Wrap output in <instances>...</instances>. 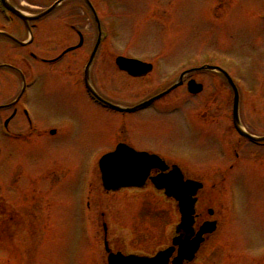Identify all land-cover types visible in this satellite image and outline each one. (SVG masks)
<instances>
[{"label":"rangeland","instance_id":"obj_1","mask_svg":"<svg viewBox=\"0 0 264 264\" xmlns=\"http://www.w3.org/2000/svg\"><path fill=\"white\" fill-rule=\"evenodd\" d=\"M11 1L20 10L34 13L57 0ZM90 1L101 29L107 32L103 46L109 49L112 61L118 56L134 57L154 62L157 69L150 80L138 83L113 71L107 78L96 74L95 85L102 92L121 101H135L148 93L147 82L149 87L161 86L169 76L173 78L190 65L211 63L238 80L244 121L252 123L261 117L260 130L264 133V0ZM87 16L91 17L90 13L76 1L63 6L43 24H30L35 39L31 48L42 58L62 53L76 40L72 27L82 32L97 30ZM0 25H4L1 16ZM18 37L23 41L29 32L24 28ZM87 41L86 46L92 47L90 35ZM22 56L24 51L15 45L5 43L0 47L3 63H22ZM43 68L33 67L36 78L24 99L38 127V134L28 143L33 148L44 143L39 135L42 125V130L60 127L61 134L52 141L45 138L58 148L57 155L46 152V159L39 160L24 153L15 162L8 161L11 144L3 135L6 101L1 98L7 92H19L22 81L16 75L12 78L0 73V264H15L10 262L19 259L24 260L20 264H107L105 236L125 253L155 255L168 246L177 225L173 203L149 187L105 193L97 164L93 163L98 154L112 150L114 138L124 129L134 137L138 149L151 148L168 157L183 158L187 163L183 169L189 174L222 173L217 167L232 162L231 145L222 138L225 124L207 125V129L198 124L193 128L179 121L178 113L190 117L200 110H216L217 115L224 116L229 111V97L223 80H215L223 90L218 98L213 96L205 102L206 96L194 100L178 92L175 96L179 98L164 102L158 112L126 118L109 115L81 89L71 92V83L66 82L71 76H66L64 64L53 71L63 72L56 77L44 76ZM66 94H73L74 100ZM68 127L75 131H66ZM179 142L184 145L174 147ZM257 153L244 148V156L235 162L237 166L226 183L213 191V184L206 183L210 191L204 193L203 206L216 199L221 226L200 252L202 259L194 264H264V150ZM88 158L94 161L86 165ZM24 175H38L40 181H29ZM89 180L94 182L92 189L88 183L86 187L91 196L87 200L93 229L86 231L83 224L87 212L81 191ZM43 197L46 199L42 201ZM9 205L20 213L21 205L32 207L38 221L23 213L26 224L19 219L13 234L14 228L6 222L9 216L2 215ZM29 229L39 230L38 235L31 236Z\"/></svg>","mask_w":264,"mask_h":264},{"label":"flooded vegetation","instance_id":"obj_2","mask_svg":"<svg viewBox=\"0 0 264 264\" xmlns=\"http://www.w3.org/2000/svg\"><path fill=\"white\" fill-rule=\"evenodd\" d=\"M80 5L82 8L86 10V6L83 3ZM82 15L83 14H81V17ZM87 17H88V21H90L91 17L90 16H87ZM40 24H43V22H41ZM34 27L36 28V25ZM24 28H26L28 31V26L25 25L21 20L17 19L16 27L15 29L11 30L12 32L10 31L8 33H5L1 31L2 32L1 34L3 35H0V47H2L3 44L5 43L7 44L9 43V44L15 45L18 49H22V51H24L25 53V56H22L23 57L22 63H19V64L13 65V64L3 63L0 61L1 63L0 73H8L12 78L15 77L16 75L22 81V84H21L22 88L19 92L17 93L7 92V94L4 95L3 99L0 96L1 100L6 101L5 102L6 112L4 111L6 113V117L3 118L2 120H5L4 122L7 124L5 128L7 130L8 139L11 144L9 158H8L9 162H15L16 158H18L19 156H23L24 153H27L29 157L33 156L35 160H39L40 158L46 159V152H49V153L51 152L55 154V156L57 155L58 148L56 146H51L49 142L57 139L58 136L61 134V131L58 130L60 127L56 129L51 128V129L42 130L43 128V125H42V128L39 129L40 130L39 135L42 139H44V143L42 144L40 143V146L37 145L36 148L31 147L28 143L34 136L38 134V127L35 124L30 111L26 109L27 107H24V104L26 103L24 99L29 96L30 91L32 89L31 82H33V80L36 78L35 72L33 70V67L36 65L44 66V68L42 69V73L44 76L56 77L59 74L63 75V72L61 71L59 74H57V73H54L53 71L56 70L62 64H64L66 67L65 68L66 76L68 77L71 76V81L66 80V82L71 83V87H72L71 92L81 89L84 91V93L87 94V97H90L94 103H97V105L99 107H102L105 110V112L108 113L109 115L116 114V115H120L126 118L131 117V116H142L143 114H146L148 112L150 113L151 111L158 112L157 108H159L164 102L170 101L173 97L174 99L179 98L175 96V94L178 92H185V96L191 99H194V100L206 96L205 102L209 101L210 98H213V96H215V98H218L219 96L222 95V92H223L221 88L222 85H219L218 82L215 83V80L218 78L220 80H223L224 86L227 91V96L228 97L232 96L231 94L232 91L230 89V86L228 85L227 80L224 79L223 75L220 73L219 70L212 68L215 65H211L207 63L205 64L200 63L197 65H190L187 68L180 70L179 72H177V74L173 75V78H171L172 76H169L171 79H169L168 77L164 85H161V86L155 85V86L149 87L148 82H147L148 89L145 91H148V93L138 100L121 101L119 99H116L110 96L108 93L106 94V92H102L95 85V82H96L95 80L97 78L96 74H99L107 78L111 75L110 72L113 71V72H116L115 74L120 75V76L123 75L124 77H127L126 78L127 80H131L135 83L146 82L147 80H150L157 73L156 72L157 69H156L154 62L138 59L147 64H151L152 70L150 72H147V74H145L144 76L134 77L130 75L129 73L122 71L118 67L117 58L115 59L114 62L112 61V58L110 57L109 49L103 47L104 43H102V41H101L102 45H100V47L97 49V52H94L95 50L94 44L98 41L100 37V33H98V31L92 30L89 32H82L80 30L73 29V27H72L73 33L76 36V37H73V39L76 38L75 42L73 41V45L66 48L62 53H59L56 55L49 54V57L42 58L38 54H36L31 48V46H34L35 39L32 41L31 44L22 45L23 43H27L30 41V36L27 37L23 41H20V38L18 37L19 33H23ZM87 35L91 36L92 47L86 46V44L88 43ZM95 36H96V42L94 41ZM101 38L103 39L104 36H102ZM93 55L95 57H94V62L90 70V81H89L90 83L89 84L94 89V91L97 93V95L105 103H101L98 100L93 98V96L89 93L87 83L85 80L86 78L85 71ZM128 58H132V57H128ZM68 60H73L76 62L70 64ZM162 74H166V73H162ZM182 75H184L182 79L183 83L179 87H176L175 89L169 91V93L162 96L161 98L155 99V97L168 91L172 86H174L179 81V79H181ZM202 76H205V78H202ZM231 77L234 83L237 84L236 82L237 79L234 78L233 76ZM192 80H194L197 84L202 85L203 88L200 94L195 95L192 93L191 89H189V82ZM209 83H212L213 87L212 86L209 87L208 86ZM24 87H25V91L23 92ZM141 89H142V86H141ZM66 97L72 98L74 100L73 94H66ZM241 100H242L241 101V107H242V103H243L242 93H241ZM243 106H244V103H243ZM114 107L122 108L123 110L129 109L130 111L129 112H119ZM230 108L231 107L229 106V111H226L224 116L223 114L217 115L216 110H213V111L212 110H200L198 112H194V114L191 115L190 117H186L185 112L178 113V114H181V115H178V118L180 119L179 121H184L186 123H189L191 126H193V128H195V126L198 124L204 129L208 128L207 125L213 126L215 124H219L220 122H223L225 124L226 129L223 130L222 138L225 140L226 145L227 144L231 145L230 155L232 157V160H231L232 162L226 165L225 167L222 165L218 166L217 171L222 172L220 174L212 175V176H209L208 174H201V175L194 174V173L189 174L185 169H183V167L187 165V163L183 160V158L168 157L164 153L163 155L162 153L158 151L151 150V148L138 149L139 147H137V145L133 141L134 137L130 133L126 132L124 129L121 131V133H118L117 136L114 138L112 150L106 152V153H109L115 150L120 145H126L139 152H147L150 154H154L162 158L167 163L168 166L179 167L182 170L185 176V179L192 180V181L203 184L202 190L199 191L198 193V203L196 206L197 210H196V218H195V230L196 232H198V230L204 225H206V223L213 222L216 225V231L212 233L211 235L205 236V241L201 246L199 254L202 250L206 248L207 244H209L211 239L214 238V236H216L217 231L221 226V219H222L221 218L222 216H220L219 212L217 213V211L215 210V206L218 207V204L215 203L216 199L214 201H209L206 203L209 207L203 206L204 193L210 190L213 191V189L219 188V185H222L223 183H226L228 181L230 177L229 173L233 172L235 170V166H237L235 162L240 160V158L244 156L243 155L244 148L250 149L251 151L257 150L258 151L257 155L260 153L261 150H264V141L262 143L253 142L247 137L243 136L238 131L237 126H235L233 111H231ZM166 112L171 114L168 110H166ZM255 119L256 121L252 123H247L246 121H244L243 112H240V117L238 121L239 125L238 123L237 125L251 136L264 138V133L260 130V126L262 124L261 117H257ZM147 123H150V121H148ZM68 129H69V132H71L70 130L75 131L71 127H68L65 130L68 131ZM228 129H230V131H228ZM182 130L184 132L189 133L190 135H196L194 132H188L185 129H182ZM47 137L51 139V141H46L45 138ZM20 144H24V147H21ZM179 144L180 145H175L174 147H182L184 145L183 142H179ZM1 153L2 151L0 150V154ZM252 154L253 156L256 155L253 152ZM89 161L90 160L87 159L86 164H88ZM159 174L160 172L158 171L152 172V176H158ZM14 178H13V181L16 182ZM23 178L24 179L26 178L29 181H35L37 183H39L40 181V176L38 175H34V176L24 175ZM206 183L213 184L210 190L207 189ZM28 199L31 200V195L28 197ZM43 199H46V198L44 197L41 198L42 201ZM219 205H220V201H219ZM9 206H10L9 210L7 212L2 213V215L9 216V220H6V222H8V224L12 228H14L13 234L16 232L15 226L18 225V223L20 222L19 219H22L23 222L25 221L23 213L26 214V217H29L30 219L33 218V220L36 219V222L38 221L37 213L34 212V209L32 207H28L27 209H25V206L21 205L20 210H22V213H20L18 212V210H16L14 205H9ZM210 206H213V208H210ZM1 207L3 208L4 205H2ZM206 208L208 209L207 212L205 211ZM223 209H224V206H223ZM25 224H26V221H25ZM28 231L31 236L38 235L39 233V230H36V229L34 230L29 229ZM24 233L26 232L24 231ZM174 236H175V231L173 232L171 238ZM111 248L112 250H115L114 246ZM199 254L196 257V259L190 264H194L199 259H202V255H199ZM149 256H153V255H149Z\"/></svg>","mask_w":264,"mask_h":264},{"label":"water","instance_id":"obj_3","mask_svg":"<svg viewBox=\"0 0 264 264\" xmlns=\"http://www.w3.org/2000/svg\"><path fill=\"white\" fill-rule=\"evenodd\" d=\"M66 0H61L55 4L48 11L39 14L34 17H27L15 10L6 1L5 6L14 14L22 18L25 22L28 20H39L42 17L50 14L55 8L61 5ZM90 5L88 0H84ZM118 65L133 75H140L143 71L148 70L147 65L138 61L119 59ZM190 86L194 89L196 84L190 83ZM200 87H197L195 93H199ZM239 99L238 96L235 99V112L238 113ZM250 138V137H249ZM252 140L260 141L258 139L251 138ZM120 160L123 163L116 166L113 165V161ZM100 168L102 173V181L105 190L107 191H119L123 188H142L145 186L146 180L150 172L154 169H160L162 171L167 170L166 165L157 157L149 156L144 153H136L134 150L128 147H119L114 153L106 155L100 162ZM151 182L158 190L165 191L168 198L174 199L178 203L179 213L181 216L180 225L177 228L179 237L173 241V246L166 251L160 252L154 258L139 257V256H125L123 254H114L109 252L108 264H170V259L175 253V247H179L178 257L173 261V264H184L185 262H191L195 254L203 242L204 231L197 234L196 239L194 233V215L196 199L194 198L202 188L198 183L188 182L183 180L182 173L175 169L169 172L167 175L159 178H152ZM213 226L206 228L207 232L212 231Z\"/></svg>","mask_w":264,"mask_h":264},{"label":"snow or ice","instance_id":"obj_4","mask_svg":"<svg viewBox=\"0 0 264 264\" xmlns=\"http://www.w3.org/2000/svg\"><path fill=\"white\" fill-rule=\"evenodd\" d=\"M112 163H113V165L118 166V165H120V164L123 163V162L120 161V160H116V161H113Z\"/></svg>","mask_w":264,"mask_h":264}]
</instances>
